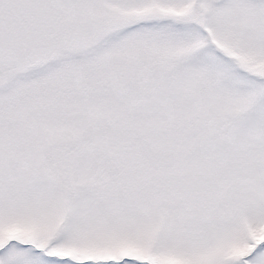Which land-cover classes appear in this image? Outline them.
<instances>
[{"label":"snow or ice","instance_id":"snow-or-ice-1","mask_svg":"<svg viewBox=\"0 0 264 264\" xmlns=\"http://www.w3.org/2000/svg\"><path fill=\"white\" fill-rule=\"evenodd\" d=\"M0 264H264V0H0Z\"/></svg>","mask_w":264,"mask_h":264}]
</instances>
